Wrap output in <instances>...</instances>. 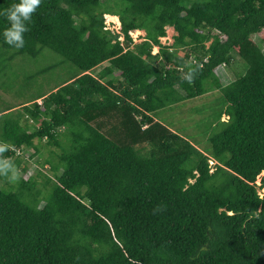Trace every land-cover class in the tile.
<instances>
[{
	"label": "trees",
	"instance_id": "trees-1",
	"mask_svg": "<svg viewBox=\"0 0 264 264\" xmlns=\"http://www.w3.org/2000/svg\"><path fill=\"white\" fill-rule=\"evenodd\" d=\"M124 1L114 32L101 0H41L16 48L4 13L20 0H0V74L46 49L78 68L0 111V264H264V0ZM213 91L207 155L154 114ZM43 140L58 151L39 180L18 152Z\"/></svg>",
	"mask_w": 264,
	"mask_h": 264
},
{
	"label": "rangeland",
	"instance_id": "rangeland-1",
	"mask_svg": "<svg viewBox=\"0 0 264 264\" xmlns=\"http://www.w3.org/2000/svg\"><path fill=\"white\" fill-rule=\"evenodd\" d=\"M127 5L128 3L124 0H101L100 9L110 13L109 15L105 14V24L108 29L114 32H119L121 23L118 16L123 14L124 8ZM112 13L118 15L110 16ZM176 34L177 32L173 27H167V36L161 38L162 43L165 45H172ZM145 35V30L134 31L132 33L134 43L142 42ZM121 39H123V37ZM257 42L261 46L263 45L259 40H257ZM159 49L160 48L158 46H155L153 48V54H157ZM1 58L4 57L0 56V59ZM5 59L6 57L0 62H4ZM56 64L57 67H54ZM106 64L107 63L97 67L93 71L94 74L97 75ZM11 65L12 68L10 67L8 69L5 68L4 65L3 67L7 71L0 74V111L8 106H14L18 109L24 103L28 102L32 96L39 93L40 90L49 92L52 88H55L62 82L69 80L78 72V68L75 65L71 62L63 60L60 55L48 49L43 51L37 59H32L26 55L17 57ZM233 65L234 66L232 68L229 66H223L217 70V73L224 85L230 83L232 80H235L237 78V74L245 72L246 64L238 56L235 58ZM48 66L50 67V70H47L45 74L39 75L36 80L28 79L31 74L41 71ZM219 97H221L220 93L213 91L201 97L188 100L183 104L162 109L154 115L158 120L168 125L172 130L188 138L205 154L211 155L212 146L208 138L209 130L207 128V122L211 114L219 111L220 109V103H217V98ZM41 101L42 100H39V102ZM207 111H209V113ZM222 120L226 121L228 120V117L223 116ZM30 126H33L32 122H30ZM1 127L2 124H0V129ZM32 129L34 128H31L30 130ZM66 142L68 146L69 142L67 139ZM36 143H39L41 153L36 156L33 161L27 160V157L34 153V149H28L23 152L21 151L18 152V154L22 157L23 164L24 162H27V165L29 166V171L26 174L29 176L34 175L40 180L41 178L37 175V168L41 166V164H43L48 157H50L51 150L58 151V148L47 145L46 140H43L42 142L36 141ZM48 170H50V166L46 165V173H49ZM263 176L264 172L257 179L256 184L258 186L261 185V178ZM259 193L262 196L264 195V187L259 188Z\"/></svg>",
	"mask_w": 264,
	"mask_h": 264
},
{
	"label": "clouds",
	"instance_id": "clouds-1",
	"mask_svg": "<svg viewBox=\"0 0 264 264\" xmlns=\"http://www.w3.org/2000/svg\"><path fill=\"white\" fill-rule=\"evenodd\" d=\"M40 3L41 0H20L19 4H14L4 13L10 24V27H8L3 33L6 43L13 45V42L15 41L17 42L15 44L16 48L23 47L24 39L22 33L28 30L25 28L24 22H30L32 14L39 7ZM4 150L5 147L0 146V152ZM211 164L215 165V162L212 161Z\"/></svg>",
	"mask_w": 264,
	"mask_h": 264
}]
</instances>
